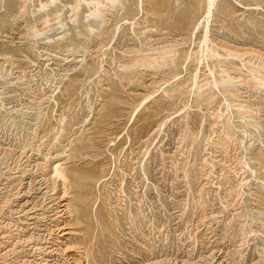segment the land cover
Segmentation results:
<instances>
[{
	"label": "rangeland",
	"instance_id": "obj_1",
	"mask_svg": "<svg viewBox=\"0 0 264 264\" xmlns=\"http://www.w3.org/2000/svg\"><path fill=\"white\" fill-rule=\"evenodd\" d=\"M48 1L0 0V237L52 228L26 226L58 162L59 264H264V0H218L205 45L207 0H160L162 17L129 0L115 21L110 2ZM162 54L174 68L147 67Z\"/></svg>",
	"mask_w": 264,
	"mask_h": 264
},
{
	"label": "bare ground",
	"instance_id": "obj_2",
	"mask_svg": "<svg viewBox=\"0 0 264 264\" xmlns=\"http://www.w3.org/2000/svg\"><path fill=\"white\" fill-rule=\"evenodd\" d=\"M57 0H49L48 2H45V3H43L42 4V8H45V7H48L49 5L48 4H50V3H55ZM79 1V0H78ZM80 1H82L84 4H86V6H90V5H92V7L94 8V11L93 12H91V14H94V13H96V12H98V11H101V7H103L102 5L103 4H105V2L107 3V2H110L111 4H113V5H115V7L113 8V10L111 11L112 13H111V18H113V20L115 21L116 20V18H117V16H119V14L121 13V12H124L126 9H127V3L129 2V0H80ZM159 1L160 0H151V2L150 3H152V4H154L152 7H153V14H155V15H160L161 16V14L163 13V15H168V16H170L173 12H172V10L170 9V4H161V5H159ZM193 1V0H192ZM217 1L218 0H207V5H206V12H205V15H206V17L204 18V19H201L200 21H199V23L196 25V29L198 30V28L200 29L201 27H202V25H204V28H205V30H204V34L202 33V35L203 36H201L202 37V41H201V44H208L209 43V39H210V37H209V39H208V34L210 33V29H209V24L211 23V22H209V20H210V18H212V11H213V8H214V6L216 5V3H217ZM58 2V1H57ZM81 2V3H82ZM166 2V1H165ZM193 2H195V1H193ZM141 3V2H140ZM189 3V2H188ZM151 4V5H152ZM175 5V8H174V11H177L178 10V0H176V2L174 3ZM65 5H69V3H67V2H65ZM64 5V7L63 8H65L66 6ZM106 5V4H105ZM109 5V4H108ZM150 5V4H149ZM190 5V4H189ZM72 6V5H71ZM111 7H113V6H111ZM149 7V9H150V6H148ZM151 7V8H152ZM190 7H192V4H191V6ZM22 8V7H21ZM67 8V7H66ZM71 9H72V11H75V12H77L78 11V9H79V7H78V5H76V6H72L71 7ZM110 9V8H109ZM216 9V8H215ZM63 10L64 9H62V10H55V12H52L51 14L50 13H48V14H46V16L45 17H42V20H43V23H44V25H46V24H48L49 23V17H57V18H60L61 16H62V13H63ZM106 10V9H105ZM47 11H48V9H47ZM72 11H71V14H72ZM104 11V10H103ZM78 13V12H77ZM152 14V15H153ZM77 15V14H76ZM95 15V14H94ZM172 16H174V15H172ZM70 17V16H69ZM76 17V16H75ZM162 17V16H161ZM56 18V19H57ZM108 18V17H107ZM159 18V17H158ZM165 18V17H164ZM170 19H171V17H169ZM55 19V20H56ZM74 19V18H73ZM175 23L176 22H179L178 21V19H172ZM39 21V20H38ZM57 21H58V19H57ZM54 22V21H53ZM56 24V23H55ZM182 24V23H181ZM43 25V24H42ZM105 25V24H104ZM177 25V24H176ZM38 26V25H37ZM106 26V25H105ZM201 26V27H200ZM49 27V26H48ZM50 27H51V25H50ZM101 27H102V24H101ZM46 28V27H45ZM91 28V27H90ZM110 28V27H109ZM109 28H108V30H109ZM94 29V28H93ZM118 29V28H117ZM163 29H165V28H163ZM175 29V28H174ZM36 30V29H35ZM96 30V29H95ZM24 31V30H23ZM92 31V30H91ZM175 31V30H174ZM196 31V30H195ZM106 32V31H105ZM156 32V31H155ZM173 32V31H172ZM25 33V32H24ZM27 33H29V32H27ZM194 33V32H193ZM155 34V33H154ZM156 34H158V33H156ZM166 34V33H165ZM173 34V33H172ZM152 35V34H151ZM31 36V35H30ZM157 35H153V36H151V38L153 37V39H155L154 37H156ZM22 37V36H21ZM100 37V36H99ZM194 37V36H193ZM158 37H156V39H157ZM183 38V37H182ZM61 39V38H60ZM60 39H58V40H60ZM217 40H218V38H217ZM61 41V40H60ZM155 41V40H154ZM227 41V40H226ZM57 42H59V41H57ZM62 42H64V41H62ZM210 42H211V40H210ZM214 42V41H213ZM60 43V42H59ZM58 43V44H59ZM157 43V45L159 44L158 42H156ZM162 43V42H161ZM211 44V43H210ZM213 44V43H212ZM154 45V44H153ZM203 45V46H204ZM216 45V44H215ZM163 46V45H162ZM161 46V47H162ZM166 46V45H165ZM177 46V45H176ZM208 46V45H207ZM212 46V45H211ZM56 47V46H55ZM158 47V46H157ZM160 47V48H161ZM213 47V46H212ZM211 47V48H212ZM217 47V46H216ZM221 47V46H220ZM160 48H156L157 49V51H160V50H158V49H160ZM163 48H165V47H163ZM169 48V47H168ZM207 48V47H206ZM210 48V49H211ZM63 49V48H62ZM145 49V48H144ZM149 49V48H148ZM153 49V48H152ZM155 49V48H154ZM153 49V50H154ZM155 49V50H156ZM205 49V48H204ZM214 49V48H213ZM151 50V49H150ZM162 50V49H161ZM168 50V49H167ZM171 50V49H170ZM212 50V49H211ZM211 50H209V51H211ZM212 51H214V50H212ZM225 51V50H224ZM166 51H164L163 53H165ZM176 52V51H175ZM160 53V52H159ZM197 53V52H196ZM209 53H212V52H209ZM156 54V53H155ZM168 54H169V51H168ZM174 53H172V55H173ZM176 54V53H175ZM185 54V53H184ZM216 54V53H215ZM218 54V53H217ZM216 54V55H217ZM3 55L5 56V54L3 53ZM7 55V54H6ZM153 55V54H152ZM156 56V55H155ZM213 56H215L214 54H213ZM230 56V55H229ZM148 57V56H147ZM146 57V58H147ZM150 58H151V60L149 61V58H147V59H145L146 60V62H147V65H148V63L150 62V64H149V66H147L148 68L149 67H155L156 68V66L158 65V63H157V61L158 60H160V61H162V62H160L161 64H159V66H163V67H168V68H171V67H173V65H175V63H176V60L177 59H175V56H172V57H174V58H172V59H170V60H168V57H171V54L167 57V55L166 54H162L161 56H156V58H153L152 56H149ZM157 57H160L159 59H157ZM219 57H220V54H219ZM231 57H232V55H231ZM6 58H9V57H6ZM153 58V59H152ZM209 58V57H208ZM212 58V57H211ZM215 58H217V57H215ZM241 58V57H240ZM144 59V58H143ZM143 59H142V61H143ZM188 59V58H187ZM5 60V59H4ZM138 60V59H137ZM151 61H153V62H151ZM156 61V62H155ZM185 61V60H184ZM6 62V61H5ZM139 63L141 62V61H138ZM143 62H145V61H143ZM143 62H142V65H143ZM9 63H11V62H9ZM138 63V64H139ZM5 64V63H4ZM132 64V63H131ZM144 64H146V63H144ZM222 64V63H221ZM130 65V64H129ZM128 65V66H129ZM216 65V64H215ZM139 67H141V65H139ZM142 67H146V65L145 66H142ZM147 67H146V69H147ZM175 67V66H174ZM173 67V68H174ZM224 70V69H223ZM226 70V69H225ZM240 72V71H239ZM251 72V71H250ZM210 73V75H212L213 76V78L215 77L214 76V73H213V71L212 72H209ZM222 73V72H221ZM235 73H237V72H235ZM254 71H253V75H254ZM256 74H257V72H256ZM220 75H222V74H220ZM219 75V76H220ZM249 75V74H248ZM226 76V75H225ZM260 76V75H259ZM259 76H258V78H259ZM264 76V75H263ZM240 77V76H239ZM237 79H239V78H237ZM257 79V78H256ZM224 80V79H223ZM253 80V79H252ZM259 80V79H258ZM191 81V80H190ZM198 81H199V78H198V76H197V73H196V75L194 76V79H193V84H194V89H195V87L198 85L199 86V84H198ZM214 81H216V80H214ZM227 81V80H226ZM230 81H232V80H230ZM261 81V80H260ZM217 83V82H216ZM215 83V84H216ZM227 83V82H226ZM255 83V82H254ZM262 83H263V81H262ZM214 84V83H213ZM214 84V85H215ZM213 85V86H214ZM217 85V84H216ZM215 85V86H216ZM199 88V87H198ZM194 89H192V91L194 90ZM202 89V88H201ZM200 90V88L198 89V91ZM226 90V89H225ZM196 91H197V89H196ZM201 91V90H200ZM199 91V92H200ZM234 94V93H233ZM232 93H229V96L230 95H233ZM38 95V94H37ZM44 96H45V94H44ZM150 96H153V94L151 95H149L148 96V98H152V97H150ZM233 97V96H232ZM238 97V96H237ZM147 98V97H146ZM146 98H144L145 100H147ZM46 100V99H45ZM143 101V102H146V101ZM211 101V100H210ZM41 102V101H40ZM143 102H142V105H143ZM138 108V107H137ZM73 141V140H72ZM82 142V141H81ZM69 146V145H68ZM80 146H81V143H80ZM80 148V147H79ZM65 149H67L66 147L63 149V152L65 151ZM67 152V151H66ZM24 153V152H23ZM27 153V152H26ZM62 153V152H61ZM60 152H58V154L60 155H56V156H53L52 157V159H57L58 158V160H59V157H61V154ZM72 153V152H71ZM66 154V153H65ZM64 156V153H63V155H62V157ZM68 156V155H67ZM66 158V161H67V157H65ZM63 159V158H62ZM65 160V159H64ZM93 161V160H92ZM258 161V160H257ZM63 162V161H62ZM260 162V164H261V166H262V168L264 169V160H260L259 161ZM70 165V164H69ZM52 170H51V172H50V174H51V176L50 177H43V178H41V180H40V182H38V183H36L37 184V186H38V188H37V190H41V192L42 191H44V193H43V196H47L48 195V193L49 192H51L50 193V195H52L48 200H49V205H50V207H48V209L47 210H44V212L43 211H41V212H43V213H41V218H38V216L39 215H33V216H36L38 219H37V221H34L33 223H31V224H28L27 226H26V228H29L30 226H33V228H32V230H37L41 225H40V223H42L43 222V220H45L46 219V221L48 220V221H50V223L51 224H49V225H51L52 226V223H54V225L52 226V228L51 227H49V226H47L46 224V226L44 227V229L43 230H40V231H42V232H44V234H42V235H40L39 233V236H37V238H34V236H33V233L32 234H30L29 236H27L26 234H22V236L20 235V237H19V235L17 236L18 237V240L19 241H17V239H16V241L17 242H15V243H13V241H11L12 239H14L15 238V235L16 234H14V232H12V231H5V233H4V235L3 236H1L0 238H1V241H0V248H2V249H8V250H6L3 254H1V256L2 257H8V254L11 252V251H13L14 252V248H16L18 245V243H21V242H23V244H25V245H23V248H29V250H28V254H27V251H25V250H23V251H20V252H18V257L19 258H22L21 260H22V262L20 263V264H59L58 262L60 261L59 260V257H56L55 255L60 251V247L59 246H57V243L59 244V245H62V244H64L60 239H58L59 237L61 238V237H64V236H66V235H70V232H63V233H61V235L60 236H57V238L56 237H53L54 235H55V228L57 227V226H59V218H61L62 216H61V214H62V212L64 211V210H61L62 209V207H66L67 209H65L66 211H65V213H67V214H70L71 212H69L68 211V209H69V207H70V202H68V203H64L63 201L65 200L64 199V196H66L67 194H70L69 192H68V190H69V186H71V184H69L70 183V181L71 180H69V178H68V175H67V172H68V169H66V168H64L63 166H62V164H60V163H55V166H54V168H51ZM71 169V168H70ZM85 169V168H84ZM70 175V174H69ZM38 181V180H37ZM63 182V194H64V196H62V197H56V195L59 193V190H57V183L58 182ZM49 182V183H48ZM62 182H61V184H62ZM103 182H104V180H103ZM99 186V185H98ZM62 188V187H61ZM96 189H97V187H96ZM61 190V189H60ZM98 190V189H97ZM36 191V190H35ZM38 192V191H37ZM40 193V192H39ZM43 200V199H42ZM66 201V200H65ZM64 203V204H63ZM52 204V205H51ZM48 205V206H49ZM33 208V207H32ZM31 208V209H32ZM35 208V207H34ZM33 208V209H34ZM37 208V207H36ZM32 209V210H33ZM40 209V208H39ZM39 209H38V211H39ZM42 209V208H41ZM44 209V208H43ZM104 209V208H103ZM35 210V209H34ZM109 210V209H108ZM36 211H37V209H36ZM37 211V212H38ZM32 212V211H31ZM103 212H104V210H103ZM108 212V211H107ZM33 214V213H32ZM35 214V213H34ZM40 214V213H39ZM108 214H110L109 212H108ZM106 215H107V213H106ZM69 216V215H68ZM108 216V215H107ZM36 217L35 218H31L30 220H36ZM29 218V217H28ZM102 218V217H101ZM59 220V221H58ZM19 223V222H18ZM29 223V222H28ZM44 223V222H43ZM42 223V224H43ZM47 223V222H46ZM65 223V222H64ZM11 225V224H10ZM8 227V226H7ZM17 227V226H16ZM53 228H54V230H53ZM2 229V228H1ZM17 229V228H16ZM21 229V228H20ZM59 229H61V230H65L66 228H65V226H63V227H61V228H59ZM68 229V228H67ZM4 230H6V229H4ZM2 231V230H1ZM23 230L21 229V231L20 232H22ZM30 231V230H29ZM3 232V231H2ZM25 233V232H24ZM29 233V232H28ZM27 233V234H28ZM37 233V232H36ZM2 235V234H1ZM26 235V236H25ZM25 236V237H24ZM16 237V238H17ZM20 245V244H19ZM77 245V244H76ZM13 247V249H9V247ZM20 247V246H19ZM31 247V248H30ZM70 247V246H69ZM74 247V246H73ZM18 248V247H17ZM21 249V248H20ZM76 249V248H75ZM27 250V249H26ZM67 250L69 251V249L67 248ZM67 250H66V252H67ZM3 251V250H2ZM62 251V250H61ZM63 251H64V249H63ZM84 252V251H83ZM15 253V252H14ZM37 253H39V254H37ZM13 254V253H12ZM11 255V254H10ZM32 257V260H26L25 258L26 257ZM10 257V256H9ZM14 257V256H13ZM15 258V257H14ZM70 258V257H69ZM4 259V258H3ZM16 259H17V257H16ZM5 260V259H4ZM14 260V259H13ZM70 260H71V258H70ZM74 260V259H73ZM11 261H12V259H11ZM15 261V260H14ZM17 261H19L18 259H17ZM61 262V261H60ZM75 264H78L79 262L77 261V260H75ZM81 262V261H80ZM13 263V262H12ZM155 263V262H154ZM81 264V263H80Z\"/></svg>",
	"mask_w": 264,
	"mask_h": 264
}]
</instances>
